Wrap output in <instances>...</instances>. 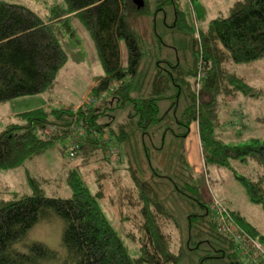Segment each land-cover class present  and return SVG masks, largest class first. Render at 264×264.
<instances>
[{
    "label": "trees",
    "instance_id": "trees-1",
    "mask_svg": "<svg viewBox=\"0 0 264 264\" xmlns=\"http://www.w3.org/2000/svg\"><path fill=\"white\" fill-rule=\"evenodd\" d=\"M63 1L66 8L54 10L53 16L45 21L25 6L0 0V106L20 98L53 93L58 75L68 63L64 44L68 39L77 40L72 24L75 18L91 38L104 74L84 104L67 109L40 108L20 114L16 117L19 122L0 134V172L22 168L56 147L70 161L79 164L66 173L71 192L68 199L47 197L34 178H29L31 194L14 193L11 199H0V264H53L57 260L56 253L39 243L30 245L27 252L16 248L48 212H53L65 224L62 243L67 258L62 264H170L177 261L172 252L173 239L167 233L169 226H176L175 219L161 206L148 182L132 174L137 203L128 206L136 211L135 218L138 215L144 222L142 255L133 260L100 207L102 191L92 193L82 173V168L92 163L110 165L115 171L122 163L121 147L127 144L128 131L134 123L143 131L167 125L166 132L176 137L186 134L178 135L175 125L177 130L183 127L188 132L196 124L205 172L208 167L233 171L249 202L264 211V140L252 138L246 144L231 146L218 134L228 123L222 122L219 114L221 107L227 105L226 99H257L263 94L262 89L254 87L229 67L252 66L264 60V0L236 2L226 17L211 21L206 29H196L195 70L187 74L191 85L181 78L178 58L176 64L167 62L170 70L166 73L161 67L165 62H157L147 86L140 81L144 53L136 28L154 5L156 12L171 6L175 28L187 30L180 8L184 0H144L145 7L141 10L133 0ZM122 48L126 51L125 60ZM201 68L206 71V77L201 80L198 93L195 80ZM185 86L190 93L184 108ZM163 104L169 106L160 118ZM109 106L117 112L132 106L128 117L131 124L118 123L116 117L101 123L102 112ZM240 115V112L236 114L239 122H235V126L242 122ZM256 121L264 125V119ZM74 129L78 130L75 134L79 139L77 149L72 146ZM240 129L242 133L245 131L242 125ZM168 133L164 134V140ZM110 148L118 151V160L110 157ZM145 152L149 160L150 150L145 147ZM239 166L242 173L237 169ZM182 167L186 185L179 187L173 183L179 194L196 201L204 210L203 214L190 218V221L205 223L199 237L228 241L231 250L246 255L232 238L219 231L211 208L202 204V192L190 184L195 176L186 158ZM95 175L99 184L107 178L106 173L98 170ZM188 192H192V196ZM227 212L249 239L259 246L264 245V236L255 227L239 213ZM124 220L132 221L131 218ZM243 241L251 246L248 239ZM257 252L251 247L247 254L254 257Z\"/></svg>",
    "mask_w": 264,
    "mask_h": 264
},
{
    "label": "rangeland",
    "instance_id": "rangeland-1",
    "mask_svg": "<svg viewBox=\"0 0 264 264\" xmlns=\"http://www.w3.org/2000/svg\"><path fill=\"white\" fill-rule=\"evenodd\" d=\"M1 1L25 6L45 21L53 16L54 10L66 8L63 0ZM239 1L242 0L182 1L180 8L185 16L187 30L175 28L174 10L171 6H165L164 11L156 12L155 6L151 4V13L145 16L136 28L142 40L141 47L144 53L140 78L143 85L147 86L150 83V75L153 68L156 69L157 62H165L161 64V67L166 73L170 70L167 62L176 64L178 58L181 60V78H185L184 80L189 83L187 74L195 70L196 29H206L211 21L226 17L232 6ZM66 18L68 17L64 19ZM72 24L77 32V40L68 39L64 44V49L68 54V63L58 75L53 93L20 98L0 106V134L6 131L8 126L18 123L16 117L20 114L40 108L67 109L70 106L84 104L94 85L103 78V70L91 38L77 18L73 20ZM122 50L125 60L126 51L124 48ZM229 69L245 77L254 87L262 89L263 94L257 99L244 97L233 101L226 99L227 105L221 107L219 111L221 121L227 119L226 121L229 122L226 115L240 110L241 115L245 117V123L241 122L237 126L231 122L227 123L223 126L225 130L219 129L218 134L226 144L231 146L246 144L252 138L264 140V125L257 124L256 121L257 118L264 119V60L252 66L233 65ZM108 93L111 94V92ZM189 93V89L185 86L182 94L184 108L188 103ZM168 106L169 104L162 105L160 118L167 111ZM131 108L132 106L117 112L113 110L112 106H109L102 112L101 123H108L112 121L111 118L116 117L118 123L131 124L128 118L132 113ZM238 112H235V116ZM246 121L249 122V126L254 125V127L250 128L246 134L243 133L242 137L233 136V131L238 136L241 125L245 129ZM166 127L167 125L160 124L155 128L151 127L149 130L143 131L134 123L129 128L127 144L121 147L122 164L116 167L115 171L110 165L101 163H92L88 167L82 168L84 179L91 192L102 191L100 207L107 220L119 233L132 259L137 260L142 255L140 243L143 234L141 227L144 224L138 215L135 218L136 211L128 206L137 203L136 190L131 179L134 173L149 183L161 206L175 219L176 226H169L167 229V233L173 239L172 252L177 257V261L170 264H264L263 244H260L262 252L258 251L254 257H251L248 254L242 256L237 251L231 250L228 241L219 242L210 236L199 237V234L205 230L203 227L205 223L204 221H190V218L196 214H203L204 210L196 201L189 200L179 194L174 186V183L179 187H181L180 184L186 185L187 178L184 177L186 173L182 167L185 158H191L194 162V170L198 168L201 171L200 174L194 172L195 180L193 179L190 184L199 187V192H202V195L200 194L201 201L205 207L211 208L213 200L216 199L225 209L239 213L263 236L264 211L261 206L249 202L233 171L208 167L206 172L210 185L207 184L195 125H192L188 132L183 127L177 130L178 126L175 125V132L181 136L186 134L185 137H176L172 132H166ZM167 133L168 136L164 140V134ZM64 144L66 145V143ZM145 147L150 150L149 160ZM98 159L96 158V160ZM74 165L78 166L79 164L70 161L67 155H63L56 147L45 155L27 162L22 168L0 172V199H11L14 193L18 195L31 194L29 178H34L39 182L47 197L68 199L71 197V192L66 183V173ZM237 169L239 172H243L240 166ZM97 170L100 173H106L107 178L102 184L96 182ZM130 192L131 194H129ZM189 194L192 196V192ZM47 214L48 216L43 218L25 241L16 248L27 252L30 245L42 244L51 252L56 253L57 260L53 264H62L67 258L62 243L65 224L53 212ZM124 218H131L132 221H125ZM256 240L260 243L258 237ZM200 241H205V243L199 244Z\"/></svg>",
    "mask_w": 264,
    "mask_h": 264
},
{
    "label": "built area",
    "instance_id": "built-area-1",
    "mask_svg": "<svg viewBox=\"0 0 264 264\" xmlns=\"http://www.w3.org/2000/svg\"><path fill=\"white\" fill-rule=\"evenodd\" d=\"M206 77V71H204V68H201L200 71L198 72L197 78L195 80L196 83V88L197 92L199 93L200 90V82L202 79ZM241 121L244 124L245 123V117L240 115ZM76 132H78L77 129H74L72 135V146L73 149L78 148L79 144V139L77 137ZM105 141H107V138H104ZM110 157L115 158L118 160V151L116 149L110 148ZM72 157H74V153L72 154ZM211 211L213 212L214 215V220L215 222L219 225V231L232 238L239 246V248L244 252V254H247L249 252V249L253 247L259 252H262V249L260 246L253 241L252 239H249V237L238 227V225L235 224V222L232 220L231 216L227 212V209H225L221 203L214 199L213 204L211 206ZM244 238L248 239V242L251 243V246H248L243 240ZM264 252V251H263ZM264 254V253H263ZM249 255V254H248Z\"/></svg>",
    "mask_w": 264,
    "mask_h": 264
},
{
    "label": "crops",
    "instance_id": "crops-1",
    "mask_svg": "<svg viewBox=\"0 0 264 264\" xmlns=\"http://www.w3.org/2000/svg\"><path fill=\"white\" fill-rule=\"evenodd\" d=\"M236 111H239L240 112V110H235V111H233L231 114H229V115H226V116H228V117H226V118H228L229 120V122L228 123H235V122H239V118L238 117H236L235 116V112ZM242 113V112H241ZM222 120V119H221ZM227 120V119H226ZM226 120H223V122L224 121H226ZM248 124H249V122H248ZM195 125V128H196V130H197V133H198V127L196 126V124H194ZM252 127H254V125L252 126ZM251 126H247L246 127V129H245V131L243 132V133H247V131L250 129V128H252ZM221 130L222 131H224L225 130V128L222 126V128H221ZM250 132V131H249ZM235 131H233V136H235V137H237V138H239V137H242V134H240V136L238 135V136H236L235 135ZM231 136H232V134H231ZM198 137H199V133H198ZM199 146H200V151H201V144H200V139H199ZM201 154H202V152H201ZM202 159H203V157H202ZM186 161H187V163H188V165H189V167L196 173V174H200V169H198V168H195V170H194V168H193V164H194V162H193V160L190 158V159H186ZM203 161V160H202ZM122 164V163H121ZM203 166H204V162H203ZM235 212V211H234ZM243 218V217H242ZM245 219V218H244ZM246 220V219H245ZM247 221V220H246ZM260 232V231H259Z\"/></svg>",
    "mask_w": 264,
    "mask_h": 264
},
{
    "label": "water",
    "instance_id": "water-1",
    "mask_svg": "<svg viewBox=\"0 0 264 264\" xmlns=\"http://www.w3.org/2000/svg\"><path fill=\"white\" fill-rule=\"evenodd\" d=\"M135 6L137 7L138 10L144 9L145 7V2L144 0H133Z\"/></svg>",
    "mask_w": 264,
    "mask_h": 264
}]
</instances>
